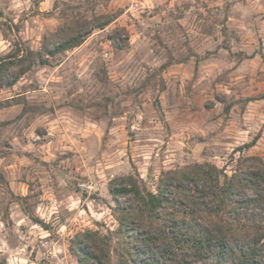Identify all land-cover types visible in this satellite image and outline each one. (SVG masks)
<instances>
[{"label":"rangeland","instance_id":"1","mask_svg":"<svg viewBox=\"0 0 264 264\" xmlns=\"http://www.w3.org/2000/svg\"><path fill=\"white\" fill-rule=\"evenodd\" d=\"M115 12L0 88V264H77L76 233L117 228L116 176L264 160V0H0V56Z\"/></svg>","mask_w":264,"mask_h":264},{"label":"trees","instance_id":"2","mask_svg":"<svg viewBox=\"0 0 264 264\" xmlns=\"http://www.w3.org/2000/svg\"><path fill=\"white\" fill-rule=\"evenodd\" d=\"M116 17L115 12L65 23L38 50L14 40L0 56V88L35 65H48ZM122 33L116 29L112 37ZM233 161L230 173L210 162L162 170L154 190L138 174L112 178L108 192L117 228L76 233L69 250L77 264H264V160L240 155Z\"/></svg>","mask_w":264,"mask_h":264}]
</instances>
